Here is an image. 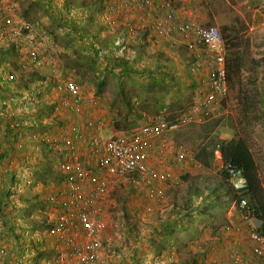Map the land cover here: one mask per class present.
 Returning a JSON list of instances; mask_svg holds the SVG:
<instances>
[{
  "label": "rangeland",
  "instance_id": "1",
  "mask_svg": "<svg viewBox=\"0 0 264 264\" xmlns=\"http://www.w3.org/2000/svg\"><path fill=\"white\" fill-rule=\"evenodd\" d=\"M45 1L46 0L2 1L4 6L9 3H14L16 5V10L12 12V15L8 13L10 16L7 15L6 18L10 21L12 27L27 24L37 36L51 35L54 43V46L49 45L42 48L40 51V59L42 62H40L39 65H33V63H31V47L25 41L26 33L24 32L22 34L21 40H23V42H19V48L18 50L16 49V51H18L20 55L18 62H24L26 65L25 70L19 73L16 72L17 80L11 84V90L16 92L17 90L15 87H18L21 92H25L23 84L27 82V80H22V82H20L19 78L22 76H28L27 78H29L30 75H27V72L32 70H35L34 72H36L37 75L49 74L50 76L48 77H53L56 83H61L63 79L71 78L79 82L82 97L86 105V112L80 116L70 114L67 111L54 115L51 111L49 102L54 100L53 97L56 96L55 86H52V91L50 90V92L47 90L48 87L42 86L39 93L32 95L34 96L32 100L30 97L28 98V95L25 96V99L20 97L19 100H16L18 98L14 96L17 109L19 108L22 110L25 104L21 102L27 100V103L33 102L32 106L36 110L34 112L35 114H31L32 119L35 121V127L33 129H27L25 131V137L33 132L39 135L46 134L51 137L60 133L70 135V130L73 128L78 127L81 129L83 127L86 117H93L95 119L101 118L105 121L102 128H93V132L88 130L86 132V135L90 132L88 136L94 133L106 137L115 133H130L144 123L145 117L156 114L159 108L157 106L158 102L155 101V99L163 100L168 97L170 101L174 103L168 105V109H165L166 118L170 122H178L183 109L196 99L197 91L192 92L193 86L189 84L192 81L180 82L181 79L178 76L182 75V73L187 74V71H189L191 65L186 69V63L179 66V68L173 69L174 75H177L175 81H177L178 84L176 85L182 86L181 93L176 95L174 91H169V89L171 90V84H173L172 80L165 79V81H162L160 79H155L157 82L155 88L150 91V83L154 80L150 79L148 75L142 78L135 73L128 74L123 83H120L117 69L109 68V65H107L108 62H99L101 59L107 57L104 55V51L105 54L110 53L112 56H117L113 54L111 47L114 42L113 39H116L115 37L118 35L117 29L120 28L118 27L114 29L113 32L109 33L102 28L100 29L99 20L96 19V12L93 6L95 4L99 5L103 0H94V5L84 7L82 10L80 9V11H73L70 21L71 24L69 26L73 33L68 32L67 28L63 29L62 26H57L58 17L55 8L48 7ZM76 2L77 0H56L55 6L56 8H62L69 3L73 4ZM96 5L95 7H97ZM191 8L194 17H204L207 19L205 20L203 18L204 24L216 25L222 33V27L227 28L225 33H223L225 40L237 36L241 52L244 51L245 54H247V64L246 68L243 70L242 81L247 90H251L254 87L253 82L249 79L257 78V87H259L261 96L264 97L262 95L264 86V76H262L264 73V68L262 67V63H264V0H191ZM125 14V11H119L117 15L118 17H122L121 19L119 18V20L123 23L128 20ZM123 18H126V20ZM141 26L135 23V21L127 26L128 28H133L135 32L134 36L138 37L140 41L137 43L136 38L135 43L133 39L129 38L127 40V46L124 47L125 51L121 54L119 53L120 55L125 52L135 55L136 57L142 54L141 58L143 63H150V65L153 63H160L168 65L170 69L175 67L174 62L177 56L182 57L183 60L185 57V62L188 61L187 57L189 58V55L187 54L186 57L184 54L185 50L182 49V47L174 45L173 49L170 48L166 43L169 38H162L155 35V33L152 34V30L147 34H143L146 28L143 24ZM77 30L85 32L80 40L76 37L75 32ZM98 31H100L99 35ZM146 41H149L150 44H143L146 43ZM84 43L85 45H83ZM249 44H252V52L255 56H251L250 48L246 51ZM96 45L104 48V51L98 52L100 55L95 54L91 50V47L93 46L95 48ZM49 58L50 65L46 66L45 62ZM207 72V67H204L194 75L196 78H199L206 76L205 73ZM240 90L241 87L239 85L236 86L235 90L230 89V97L224 102V108L206 121H185L173 131L168 132L156 140L155 149L159 147V150L161 148L162 150L159 151V155H152V163L154 165H157V162L163 164L161 167H156L161 170H172L176 176L175 180L161 181L166 189L165 200L162 201L157 198H150L147 195L146 186H135L125 181L122 182L115 193L110 196L105 215L108 223L107 232L114 236L113 246L121 250L124 245H127L130 248L129 253H133V249L138 247L144 252L150 251L151 253V251H154L152 255L153 258L152 256L146 258L149 256V252L145 258L137 256L135 260L138 264H149L158 260L155 253L156 249H161L162 245L159 243L161 239L160 236H155L154 234L151 236V232L147 231V234L153 238L142 240L141 236L138 235L136 236V240L134 234L131 235L128 231L129 225L126 224L127 216L125 209L127 208L125 203L135 202L138 204L135 205L134 208L128 209L131 214H134L133 217H131V224L134 227H144V224H148V226L153 228V225L156 222L158 223L161 218L164 217L165 219L170 213V210L174 208L175 203L182 205L189 196L195 195L196 193L193 191L194 187L198 185L205 187L207 183L214 184L219 179L218 170L220 164L218 161H215L217 166L206 168L203 165H197L192 158H186L183 161L177 160L176 149L181 144H185V146L197 150L207 139L212 128L217 130L223 138H231L235 131L246 128L249 135L253 137L252 151L259 164V171L264 184V122L262 120L252 126L247 124L246 118L244 120L242 110L243 103L240 102L239 98ZM126 93L130 96L132 95L133 98L135 95L141 98L136 104V109L131 113L127 110V104L123 102ZM153 94L156 96L155 99L152 98ZM9 97L8 100L10 99ZM146 97H149V99L145 100ZM7 102H12L11 104L6 103L7 113H15L16 111H13L14 101ZM138 111L142 114L141 116H137ZM38 152V158L35 161L36 164H47L48 167H50L49 163L53 162L52 158L48 154H40L42 153L40 150H38ZM83 159L87 161L84 157ZM41 167H39V173L33 172L35 174L33 175V182H35L36 186H40L42 187L41 189L46 190V192L40 195V197L44 199L46 196H49V194L51 196V193L63 186L64 183L61 175L55 173L53 168L54 172H51L54 175H50V177L53 176L54 179L52 180V178L48 177L43 179L40 174L44 172V169H41ZM42 180H44V183ZM32 191H35V189H32ZM22 197H24L23 194L21 198ZM37 199L41 200L39 197L34 196L31 201L36 202ZM140 202L147 204V207L145 205V207H142L139 204ZM214 210L215 211L211 215H196L195 220L191 222L190 229L188 230L184 229L182 225H179L178 233L181 234L180 241H176V243L172 241L176 248L174 260L182 262L187 258L193 257L196 252L205 251L207 264H223V260L228 255L230 247H235L238 244L240 245L239 250L242 251L241 255L244 256L248 264H261L258 259L253 257L250 250L251 240L249 237V230L251 226L249 218L243 216L241 213L239 214L237 205L235 204L228 208L226 205L222 207L219 206ZM28 213L29 209L26 208L21 214L24 219L29 222L30 243L36 238L30 223L44 220V214L36 209L31 216H29ZM142 221H144V223ZM229 224L232 225L233 228L230 232H225L224 228ZM215 226L218 228L217 233H215L214 230ZM124 229L127 233L124 232ZM37 232L40 235L41 232ZM118 233L122 234L120 238L117 237ZM41 243H46V250L50 252L49 255H46V257L44 256L43 260H51L53 258L51 256L55 254V252L52 254V250L55 251L54 247L45 238L42 239ZM108 253L114 254V250L111 249ZM171 256H169L168 260L172 259L170 258ZM131 261V264H135L133 259Z\"/></svg>",
  "mask_w": 264,
  "mask_h": 264
},
{
  "label": "built area",
  "instance_id": "2",
  "mask_svg": "<svg viewBox=\"0 0 264 264\" xmlns=\"http://www.w3.org/2000/svg\"><path fill=\"white\" fill-rule=\"evenodd\" d=\"M2 1L0 0V40L4 36L6 41L16 43L18 50L19 42H23L21 35L25 32V41L32 50L31 63L39 65L42 62L40 51L49 45L54 46L53 37L37 36L27 24L10 30L2 27L8 13L12 15L16 10L14 3L4 6ZM187 1L103 0L101 2L103 9L98 13V20L104 31L109 33L120 27L117 30L125 32V35L119 38L124 41L122 47H126L127 40L134 37L133 28L127 26L135 21L140 26L143 24L145 28L149 26L155 35L171 39L174 45L186 47L190 56L195 59V64L191 68L193 74L207 67L210 74L199 79L201 86L197 88V97L183 109L178 122L168 121L166 112L161 111L145 117L144 123L130 133H115L106 137L97 133L88 136L91 131L93 132V128H102L105 121L101 118L86 117L83 127L73 128L70 135L60 133L51 137L33 132L25 137L27 128L32 124L35 126V121L28 117L36 111L32 106L33 102L27 103V100H23L21 103L25 104V109H16L17 113L11 114L18 116L22 113L23 121L11 124L12 132H18V137L15 140L10 139L3 147L5 154L0 162V188L8 191V196H5L6 200L0 205V218H3L6 206L13 209L20 206L21 195L25 191L40 187L35 185L33 176L31 177L34 171H30L31 162L29 154L23 153L25 149L33 150L34 154L38 153V150L45 151L53 160L52 168L61 175L64 183L51 193V196L49 194L41 199L44 204L40 211L44 214L45 225L33 230L37 241L42 242L45 238L56 251L51 260H42L45 264H114V255L108 253L113 250L114 236L107 232L108 223L105 215L110 196L125 181L135 186H146L150 198L165 200L166 189L161 181L175 180L176 176L172 170H161L152 163L156 140L185 121H206L220 112L224 102L228 100L230 89L226 68L227 41L216 25L204 24L197 20L192 15L191 5ZM119 11L126 12L128 20L125 23L119 20L122 18L117 16ZM18 63L21 65L19 70H14L15 73L6 76V79H14L16 82V72L25 70L26 65L24 62ZM45 65H50V58L46 60ZM36 84L30 96L29 91L20 92L21 98L25 99L28 95L32 100L34 98L32 95L39 93L42 86L48 87L49 92L52 86H55L56 96L49 102L54 115L67 111L80 116L86 112L81 87L77 81L67 78L61 83H55L47 76ZM9 98L8 101L15 103L14 96ZM5 104V101L0 100L2 117L4 113L2 106ZM5 130L6 127L3 128V134ZM88 130L90 132L86 135ZM19 152L24 156H19ZM194 152L191 147L181 144L176 149V159L183 161L192 158L197 165H201L195 159ZM219 155L218 152L217 161L223 168L224 163ZM83 157L87 161H84ZM16 167L21 170L22 179L19 183L11 180V170ZM227 169L234 186L237 189L244 187L246 179L241 169L233 165H229ZM240 209L241 214L250 220L251 253L264 264V233L259 230L262 222L252 217L245 199L241 201ZM232 228V225H226L224 231L230 232ZM37 231L41 232L40 235ZM239 246L237 244L230 247L223 264H248L241 255ZM11 251L19 252L20 246L13 244ZM34 256L35 253L30 248L29 257L33 259ZM170 258L173 259V256ZM28 264L33 262L29 260Z\"/></svg>",
  "mask_w": 264,
  "mask_h": 264
},
{
  "label": "trees",
  "instance_id": "3",
  "mask_svg": "<svg viewBox=\"0 0 264 264\" xmlns=\"http://www.w3.org/2000/svg\"><path fill=\"white\" fill-rule=\"evenodd\" d=\"M35 1V0H33ZM41 1V0H38ZM43 1V0H42ZM56 0H46L45 3L48 7L55 8L56 15L58 17L57 26H62L63 29L67 28L68 32H72L70 26L71 16L73 15V11L82 10L84 7H90L95 4V1H89V0H77L76 3L68 4L65 7L62 8H56L55 6ZM89 2V3H87ZM85 3V4H84ZM99 4V3H97ZM96 5V4H95ZM94 7V10L96 12V19H98L97 13H100L103 9L102 3L101 5H96L97 7ZM98 22V20H97ZM2 27L9 29L14 28L10 24V21L6 19V21L2 22ZM99 27L100 29L102 27L100 21H99ZM69 27V28H68ZM223 33H225V30L227 28H223ZM75 32V31H74ZM149 32V26L145 29L143 34H147ZM76 37L78 40H80L83 37V34L85 33L82 30L76 31ZM118 35L115 37L116 39H113V45L111 47V51L113 54H116L117 56H112L110 53H106L103 50L104 48L99 47V45H96L95 48L92 46L91 50L95 54H98V52L104 51V55L107 56L104 59H101L99 62H108L107 65H109V68L117 69L118 71V77L120 78V83H123V81L127 78L128 74H138V76H141L142 78L148 75L150 79L154 80L150 83L149 90L152 91L155 88V84L157 83L155 79L165 81L172 80L173 84H171V90L169 91L173 92L174 94H180L182 91V86H178L176 84L177 81V75H174L173 69L179 68L182 64L186 63V69L191 65L189 68V71H187V74L182 73V75H178L181 79L180 82L185 81H192L189 84H192L193 91H197V88L200 85V81L198 78L195 77V75L192 73L191 68L195 64L194 58L187 57V48L182 45H175L180 46L182 49L185 50L184 54L186 55L188 61L185 62L182 57L177 56V59H179L180 63L174 62V68H169L168 65H163L160 63H153L150 65V63H143L142 60V54L140 56H135L130 53H123L125 51L123 46L124 41L121 38V36L125 35V32H120V29L118 30ZM100 34V31H98V35ZM22 36V35H21ZM19 36V37H21ZM133 38L134 42L136 43V36L131 37ZM130 39V40H131ZM168 39V38H167ZM7 40V39H6ZM5 37L1 39V45H0V100L5 101L7 103L8 101V93L12 94L13 96H17L20 98L22 94H13L11 92V84L12 82H15L13 79H6V76L13 75L15 71L19 70L20 63H18L19 60V53L16 51V43H11L10 41H6ZM9 40V39H8ZM138 40V39H137ZM227 41V54H226V68H227V74H228V82H229V89L235 90L236 86L239 85L241 87L240 90V102L243 103L242 110L244 115V120L246 118L248 125H256V123L263 120L264 122V97L261 96V92L259 90L258 84H257V78L249 79L251 82H253V89L247 90L246 86L244 85L242 81V75L243 70L246 68L247 64V54H245L244 51L241 52L240 50V44L239 40H237V36L231 37L226 39ZM116 42V43H115ZM145 42V41H144ZM137 43H139L137 41ZM166 43L170 46V48L173 49L174 43H172L171 39H168ZM95 44V43H93ZM149 45L150 42L147 41L146 43ZM85 45V43L83 44ZM168 46V47H169ZM249 48H246V51H248ZM118 52V54H117ZM120 53V54H119ZM100 55V54H98ZM189 55V54H188ZM103 56V55H102ZM119 56V57H118ZM186 59V60H187ZM141 60V61H140ZM143 63V64H141ZM152 63V62H151ZM142 66H141V65ZM262 67L264 68V63H262ZM17 69V70H16ZM15 70V71H14ZM35 70H32L30 72H27L28 76H22L19 78V81L22 82V80H27V82H24L23 89L25 91H29V94H32L33 89L37 86V82L43 80L47 76H50L49 74H43V75H37ZM185 74V75H183ZM44 77V78H43ZM53 80V77H51ZM6 79V80H4ZM56 83V82H55ZM79 83V82H78ZM188 83V82H187ZM15 86V85H14ZM16 90H20V88L15 87ZM264 89V86H263ZM148 96V95H147ZM155 94L152 95V98L155 99ZM139 99H141L138 95H135L133 98L132 95L126 93V96L124 97V103L127 104V110L131 113L133 110L136 109V104L139 102ZM146 99H149V97H146ZM19 100V99H17ZM158 111L156 113L165 111L168 105L174 104L170 101V98L167 97V99L163 100H156ZM177 102V101H176ZM11 104V103H10ZM225 104V103H224ZM188 106V105H187ZM13 109H17V103L13 104ZM19 109V108H18ZM163 109V110H162ZM168 109V108H167ZM2 110L5 113L3 114V117L0 116V162L4 158L5 152L3 151L4 144L10 141V139H16L18 137V132H12L13 129H11V124L13 123H20L23 121V115L22 113L20 115H8L6 104L2 106ZM15 112V111H14ZM30 112V111H29ZM180 112V111H179ZM17 113V111L15 112ZM12 113V114H15ZM33 114H35L33 112ZM142 114L140 111H138L137 116H141ZM31 114L28 115L29 119L32 118ZM243 122V120H242ZM262 122V123H263ZM245 123V122H244ZM241 124V121H240ZM6 127L5 133L3 134V128ZM35 127L34 124L30 125L29 128ZM29 128H27L29 130ZM212 131L209 132L207 139L199 146L197 150H194V156L197 161L201 163L206 168H212L213 166H217L215 164V161H217V153L219 152L224 166L223 168L219 167L218 170V176L219 179L214 184H206L205 187L196 186L192 187L195 195L189 196L185 203L182 205H179L177 203L174 204V208L170 210V213L165 217L161 218L160 225H156V223L153 225L154 227L151 230V236L154 234L155 236H161L160 244L161 249H156V255L158 256L156 261L151 262L149 264H207L206 263V252L200 251L196 252V254L193 255L191 258H187L182 262L176 261L174 259L168 260L166 256H171L170 254L173 251H176V248L174 247V243L177 241V234L179 230V225H182L184 229L188 230L190 229L191 222L195 220L196 215H211L219 206H225L228 208L229 206L235 204L237 205V210L239 214L241 213L240 209V203L242 200L247 201V207L250 209L252 217H254L257 220H260L262 222V225L260 226L259 230L264 233V184L263 180L260 175L259 171V164L256 160V157L252 151V135H249L247 129H241L234 132V135L231 138H223L217 130H214V128L211 129ZM25 149L24 151H26ZM23 151V152H24ZM42 151L43 155H46L45 151ZM34 151L29 149V161L31 164L29 165L30 171L33 170L35 173H39L41 169H44V172H42L40 175H42L43 179L45 178H52L50 177L52 174V162L49 163V166L46 164H36L37 156L39 154L33 153ZM20 153V152H19ZM229 165L236 166L237 168L241 169L242 175L246 179V184L244 187L237 189L234 184L230 180V174L228 173L227 167ZM38 171V172H37ZM54 172V171H53ZM56 173V172H55ZM44 183V180H42ZM192 191V192H193ZM7 192V193H6ZM8 196V191L4 190L3 188H0V203L3 202V200H6L5 196ZM21 199H24L22 197ZM44 201L42 200H36L35 201H29V209L34 212V210H42ZM126 210V216H127V222L126 224L128 226V231L132 235L134 234L135 239L137 240L138 235L141 236L142 240L153 238L149 236L145 231L143 230L144 234H141L142 228L138 226V228L134 227L131 224V213H129L128 209ZM225 212V211H224ZM133 217V216H132ZM33 229L41 228L45 225V220L35 221L30 223ZM230 225V224H229ZM215 233H217L218 228L215 226ZM132 232V233H131ZM142 232V233H143ZM12 240L16 242L17 239H20L18 237L20 236H14L12 235ZM173 237L175 238L173 240ZM141 240V241H142ZM18 241V240H17ZM173 241L174 243H172ZM173 245H171L170 244ZM137 243V242H136ZM158 243V244H159ZM18 246V244L16 242ZM172 246V247H171ZM139 248V247H138ZM32 249V248H31ZM21 250V249H20ZM35 253V256L33 258H41L44 254L42 251V248L35 247L32 249ZM114 254L118 253L119 250L116 246L113 248ZM251 250V248H250ZM20 252V251H19ZM30 252V249L28 250V253ZM242 251H240L241 253ZM22 254H25V252H21ZM253 255V254H252ZM228 256V255H227ZM226 256V257H227ZM46 257V256H45ZM137 257V256H136ZM136 257L132 258L133 260L137 259ZM256 259H258L256 256L253 255ZM244 258V256H243ZM166 259V260H165ZM245 259V258H244ZM136 262V261H135ZM260 262V261H259ZM261 263V262H260ZM128 264V263H127Z\"/></svg>",
  "mask_w": 264,
  "mask_h": 264
},
{
  "label": "crops",
  "instance_id": "4",
  "mask_svg": "<svg viewBox=\"0 0 264 264\" xmlns=\"http://www.w3.org/2000/svg\"><path fill=\"white\" fill-rule=\"evenodd\" d=\"M187 3L189 4V0L187 1ZM190 4H191V0H190ZM203 18L204 17H197L196 19L201 21V22H203ZM204 19L207 20L206 18H204ZM149 31H151V30L149 29ZM151 33L154 34V32H151ZM162 38H164V37H162ZM137 39H138L137 41H140L138 37H137ZM247 47L250 48L251 56H255V55H253V52H252L253 51L252 44H249V46H247ZM175 60H176L175 61L176 63H178V62L180 63L179 59L176 58ZM209 74H210V72L208 70V72L205 73V75H209ZM202 75H204V74H202ZM262 76H264V73H263ZM202 78H204V77H202ZM198 79H201V77H199ZM19 91L21 92V90H17L16 93H19ZM14 92L15 91H12L13 94H15ZM262 95L264 96V89H262ZM8 96H13V95L11 93L10 94L8 93ZM13 111H16V109H13ZM159 151H160L159 147L156 148L155 151H154V155H159ZM24 152H26V154H29V148L26 151H24ZM18 155L19 156L20 155L24 156V154H22V153H20ZM161 165H163V164H160V163L157 162V165H155V166H160L161 167ZM20 171L21 170L19 168H17V167L12 169L11 173H10L11 174V180H15L16 183H19L21 181V179H22ZM33 175H34V173L32 172L31 173V177ZM41 188L42 187H37V188H35V191H32L31 190L32 188L29 189V191H25L23 193L24 199H21V204H20L19 207H16V208L13 209L11 206H6L5 209L3 210V213H4L3 218H0V220H1V224H0V264H28L29 260L32 261L33 264H45V262H42V260L44 259V256L49 255V253H50L49 250H46L47 244L46 243L43 244V243L37 241L36 238H35V240H33V241H31L29 243V228H30L29 227V222L26 221L24 219V217L22 216V214H21L26 208L29 209V207H30L29 206V201L34 196H37V197H39V199H42L40 197V195H41V193L46 192V190H43ZM39 189H41V190H39ZM139 204L142 207H145L147 205V204H143L141 202ZM0 205H1V203H0ZM135 205H138V204L135 203V202H129V203L126 202L125 203V206H126L127 209L134 208ZM0 213H1V209H0ZM33 213L34 212H32L29 209V213H28L29 216H31V214H33ZM130 215H131L130 217H132L134 214H130ZM142 222L144 223V221H142ZM156 225L159 226L160 225V221H158V223L156 222ZM141 228H142L141 234H144L143 230L148 231V232H151V230H152L151 226H148V224H144V227H141ZM33 230L34 229L32 228V231ZM25 232L27 233V235H25ZM124 232L127 233V231L125 229H124ZM12 235H14L16 237L20 236V237H18L20 239H17L18 241L16 240V242L18 244H20V249H21L20 252L14 253V252L11 251V247L13 246V244H16V242L12 240V237H11ZM120 235H122V234L118 233L117 237L120 238ZM180 235L181 234H179V233L177 234V238H176L177 241H180ZM160 239H161V236H160ZM174 239L175 238L173 237V240ZM118 242L121 243L120 241H118ZM171 242H170V244H171ZM35 247L42 248V251L44 252L45 255H43L41 258H33V259L30 258L28 250L30 248L33 249ZM114 247L115 246H113V248ZM129 250H130V248L127 245H124L123 249L118 250L117 251L118 253H116L114 255V258H113L114 259V264H127V263L131 264L132 258H134L136 256L141 257V258H145L147 253L148 252L150 253V251H145V252L142 251L141 248H134L133 249V251H134L133 253H129ZM3 252L5 254H2ZM21 252H25V254H22ZM54 252L56 254V251L52 250V254H54ZM175 252L176 251H173L170 254V255L173 256V259L175 257ZM55 254L53 256H51V257H54ZM153 254H154V251H151V253L148 254L149 256L146 257V258L151 257ZM128 255H130V256H128ZM164 256H166L167 259L169 258L168 255H164ZM152 258H153V256H152ZM128 260H129V262H128ZM133 261L135 262L136 260H133ZM135 264H138V263L135 262Z\"/></svg>",
  "mask_w": 264,
  "mask_h": 264
},
{
  "label": "clouds",
  "instance_id": "5",
  "mask_svg": "<svg viewBox=\"0 0 264 264\" xmlns=\"http://www.w3.org/2000/svg\"><path fill=\"white\" fill-rule=\"evenodd\" d=\"M189 5H191L190 4V0H189ZM187 52H188V50H187ZM188 54H189V52H188ZM189 56H190V54H189ZM190 58H192L191 56H190ZM230 97V96H229ZM223 105H225V104H223ZM223 108H224V106H223ZM211 118V117H210Z\"/></svg>",
  "mask_w": 264,
  "mask_h": 264
}]
</instances>
